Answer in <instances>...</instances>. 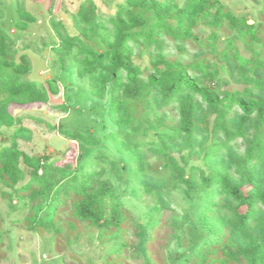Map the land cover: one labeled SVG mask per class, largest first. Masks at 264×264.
I'll return each mask as SVG.
<instances>
[{
    "label": "trees",
    "instance_id": "16d2710c",
    "mask_svg": "<svg viewBox=\"0 0 264 264\" xmlns=\"http://www.w3.org/2000/svg\"><path fill=\"white\" fill-rule=\"evenodd\" d=\"M74 7L71 31L52 19V51L108 103L99 130L50 127L80 144L74 164L20 149L32 132L10 106L49 103L60 78H28V56L16 59L0 28V134L15 128L0 147V201L27 209L14 223L55 233L62 247L88 230L124 238L138 228L121 201L130 190L148 202L145 251L162 241L154 264H264V6L253 23L221 0ZM16 13L19 31L36 21L20 1ZM3 224L0 212V244ZM127 246L107 264H123Z\"/></svg>",
    "mask_w": 264,
    "mask_h": 264
},
{
    "label": "rangeland",
    "instance_id": "374dc122",
    "mask_svg": "<svg viewBox=\"0 0 264 264\" xmlns=\"http://www.w3.org/2000/svg\"><path fill=\"white\" fill-rule=\"evenodd\" d=\"M0 7L4 11L0 17V28L9 37V48L18 59L26 54L32 66L28 78L46 80L51 77L60 78L61 92L52 96L47 104L12 105L9 108L14 117L21 119L22 125L32 132L30 142L20 141L19 147L30 155H50L59 158L58 165L74 164L81 154L78 142L66 138L51 126L63 125L70 130H91L101 128L102 114L108 103L94 98L86 79L76 75L74 68L66 66L64 69L56 62L53 47L57 45L51 27L52 19L62 22L69 31L72 30L71 13L75 11L74 4L78 0H1ZM17 1L23 3L27 12L36 19L27 30L19 31L14 27L17 20ZM98 8L104 11H114L116 3L123 0H95ZM236 16H245L253 23L260 21L258 12L264 6V0H221ZM182 2V1H181ZM220 47L223 46L221 42ZM242 53L244 51L242 50ZM245 54V53H244ZM246 55V54H245ZM243 86L230 84L227 89L241 90ZM66 103L70 106L68 113L54 109ZM15 128L2 129L0 147L11 141ZM66 153L64 154V152ZM90 153H86V157ZM154 159V158H152ZM126 190V185L121 188ZM121 198L125 207L133 212L137 227H130L124 238L113 236L103 240L96 231L83 233L78 242L62 247L57 244L58 235L55 233L37 234L26 230L14 220H22L27 209H21L16 201H0V212L4 219V233L0 244V264H107L114 256L108 257L120 242H128L121 256L123 264H154L162 258L160 251V237L151 244L150 252L145 251L147 234V199L145 196H133L130 190ZM63 240V239H62ZM176 245L172 246L171 255L178 253ZM182 252V251H181ZM151 253V254H150Z\"/></svg>",
    "mask_w": 264,
    "mask_h": 264
}]
</instances>
